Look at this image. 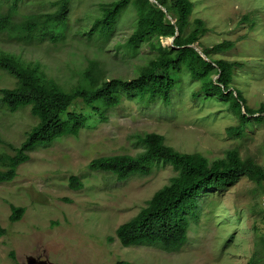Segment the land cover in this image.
Masks as SVG:
<instances>
[{
  "label": "rangeland",
  "instance_id": "374dc122",
  "mask_svg": "<svg viewBox=\"0 0 264 264\" xmlns=\"http://www.w3.org/2000/svg\"><path fill=\"white\" fill-rule=\"evenodd\" d=\"M53 1L35 0L22 8L21 16L46 10ZM111 1L78 3L70 31L57 43L27 42L0 34V48L27 61L39 60L46 74L67 90L81 82L93 59H99L108 79H132L157 55L150 43L136 53L124 47L135 27L133 7L123 12L104 50L99 49L103 43L76 36L79 28L91 27L92 19L100 15V4ZM193 1L192 21L201 18L209 28L202 46L225 40L235 44L214 57L242 63L234 87L243 92L250 107L260 108L264 104V0ZM161 43L173 44L171 38H161ZM202 46L198 45L200 50ZM15 85L16 79L0 68V87ZM183 86L182 95L175 96L168 107L128 97L114 108L97 102L106 118L86 108L88 127L79 135L62 137L33 151L31 159L18 168V176L0 184V222L7 229L0 236V264H28V257L41 255L54 264H249L252 259L264 264V181L261 184L247 176L224 191L208 194L199 221L189 230L188 242L178 251L124 246L116 236L117 228L137 215L176 174L172 166L157 164L148 176L119 181L111 173L90 168L98 157L139 154L144 149L139 135L160 133L176 149L200 152L211 161L238 149L242 158L264 166V122L249 125V136L229 133L228 128L238 125L239 118L228 105L206 100L203 94L195 97L198 81L185 77ZM1 97L0 137L4 144L0 142V153L14 154L8 144L20 146L38 119L30 107L7 111ZM72 176L80 178L82 188L71 187ZM11 204L26 209L15 222L10 219Z\"/></svg>",
  "mask_w": 264,
  "mask_h": 264
},
{
  "label": "trees",
  "instance_id": "16d2710c",
  "mask_svg": "<svg viewBox=\"0 0 264 264\" xmlns=\"http://www.w3.org/2000/svg\"><path fill=\"white\" fill-rule=\"evenodd\" d=\"M82 1L54 0L46 10L22 13L21 16L22 8L32 5L35 0H0V34L27 42L49 40L57 43L70 31L75 8ZM132 7L137 15L135 27L124 47L136 53L144 43H150L157 53L132 79H108L99 59H93L83 72L81 82L67 90L46 74L39 60L27 61L19 54L0 48V68L16 79L14 87H0L3 106L11 113L30 107L38 119L20 146L8 144L14 154L0 153V184L12 182L18 176L20 165L28 162L36 149L49 147L65 136L79 135L88 127L89 116L83 112L86 108L106 118L96 103L114 108L120 106L125 97L146 105L161 103L168 107L175 96L182 95L185 77L199 82L195 97L203 94L206 100L223 102L238 116L239 124L230 126L229 133L249 136V125L264 122V104L258 109L250 107L243 92L234 87L236 71L242 63L214 57L232 49L235 44L225 40L212 47L202 46L201 39L209 28L201 18L192 21L193 0L101 3L100 15L92 19L91 27L79 28L76 36L103 43L99 49L104 50V44L114 33L123 12ZM172 37H175L172 45L161 43V38ZM194 45L202 46L209 59ZM0 142L4 144L1 137ZM139 143L144 149L137 155L102 156L89 164L92 170L111 173L119 181L148 176L157 164L170 165L176 172L137 215L117 228L116 236L124 246H154L169 252L178 251L188 242L189 230L193 222L199 221L208 194L226 190L241 176L261 184L264 181V166L251 158H242L238 149H230L224 157L211 161L200 152L176 149L157 132L139 135ZM70 185L78 189L83 187V182L78 176H72ZM11 210L12 222L20 220L26 211L25 207L15 204H11ZM6 232L0 222V236ZM249 264L257 263L252 259Z\"/></svg>",
  "mask_w": 264,
  "mask_h": 264
},
{
  "label": "water",
  "instance_id": "95a60500",
  "mask_svg": "<svg viewBox=\"0 0 264 264\" xmlns=\"http://www.w3.org/2000/svg\"><path fill=\"white\" fill-rule=\"evenodd\" d=\"M163 9L166 11V8H164L163 7ZM174 38L175 37H172L171 39H172V43H173V41H174ZM195 46V48H196V50L202 55V56H204L207 60L209 59L207 56H205V54L203 53V51L202 50H200L199 49V47L197 46V45H194ZM28 264H54V263H52V262H50V261H48V260H41V261H39L36 257H34V256H30V257H28Z\"/></svg>",
  "mask_w": 264,
  "mask_h": 264
},
{
  "label": "flooded vegetation",
  "instance_id": "af4514ba",
  "mask_svg": "<svg viewBox=\"0 0 264 264\" xmlns=\"http://www.w3.org/2000/svg\"><path fill=\"white\" fill-rule=\"evenodd\" d=\"M37 259H38L39 261H41V260H48L47 257L42 256V255H41V256H38ZM48 261H49V260H48Z\"/></svg>",
  "mask_w": 264,
  "mask_h": 264
}]
</instances>
